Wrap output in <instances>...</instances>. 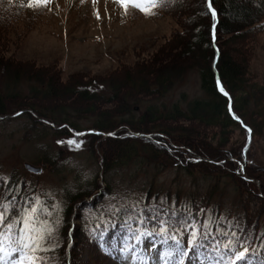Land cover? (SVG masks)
Listing matches in <instances>:
<instances>
[{
    "label": "rangeland",
    "instance_id": "rangeland-1",
    "mask_svg": "<svg viewBox=\"0 0 264 264\" xmlns=\"http://www.w3.org/2000/svg\"><path fill=\"white\" fill-rule=\"evenodd\" d=\"M7 1L8 6L22 8L29 17L25 16V12L22 11L17 14V19L6 23L1 20L0 27H9L7 33L15 32L13 36L9 35L10 48L7 47L3 55H7L8 58L34 60L45 66L56 63L58 68H61L60 73L63 81L67 79L70 84H73L66 85L63 82L62 85L66 86V90L59 100L45 95L35 97L30 92L32 85L27 82V77L24 82L22 80L15 82V75L12 71L14 66H11L10 71L5 73L2 79L0 76V84L8 82L9 85L14 84V87L20 85L16 88L17 90L10 86L9 91L5 92H9L11 95H14L15 92L23 97L20 100L11 98L7 102L23 100V102L34 104L39 103L40 99L52 102L53 104L50 106L38 104V107L27 108L55 117L57 120H53L58 126L62 127L64 123H68V125L71 123L82 132L97 131L101 136L106 135L111 138L107 142L93 144L90 137H80L84 141L83 148L79 151L75 149L69 151L66 145H60L57 141H67L74 138L73 135L62 136L54 129L38 126L37 124L40 123L35 122L34 118L29 115L0 119V187L8 184L11 179H15L18 186L23 185L27 197L32 196L33 193L41 196L44 193L53 194L52 199L49 200L50 205L55 201L63 200L61 219L64 224L66 221L65 212L69 207H74L71 236L68 240L66 235H63V223L61 225V234L65 239V241L64 239L61 241L63 245L59 252L61 259L67 247L69 251L67 264H121L119 260L113 259V256L117 255L115 251L111 256L106 254L104 245H111L115 242L118 246L123 241L127 232L126 226L122 227L124 218L122 216L109 218L105 213L108 212L109 203H115L112 200L114 195L129 193V200H146L149 186H153L154 193H161V198H168L166 207L175 201L181 209L191 207L193 215L198 214V218L202 221L206 220L208 216H211L214 222L217 217H224L244 226L245 231L253 236L264 233V228L259 232L260 227H258V224L264 226V203L258 201L257 198L249 197L252 204L247 205L244 210L237 208L241 207V204L238 206V203L247 200L248 195H240L238 181H233L229 178L227 171H223L230 166L225 163L229 152H233L234 154L230 155L236 157L240 150L244 151V163H240L243 170L239 175L241 176L242 172L244 174L246 171L255 173L258 175L257 182L264 185V178L260 173L264 172V29L259 32L250 30L240 34L241 38L231 40V35L226 34L219 25L215 44L217 50L209 49L208 65L205 66L204 62L200 61L194 67L195 65L190 63H194V61H190L185 66L186 70H183V67L172 72L170 67L166 68L168 67L165 64L167 59L161 55L169 48L172 53H176L177 47H175L174 41L178 37L183 38V24L190 20L187 11L177 14L174 10L169 12L159 9L151 15H145L134 9L125 11L117 3V0H50L45 7L39 9H29L27 7L28 0ZM235 1L252 11L258 8V0ZM194 9L195 12H201L196 5H194ZM219 18L221 20V16ZM197 19V22L193 21L194 29L198 24L203 25L200 15ZM239 24L238 20H234L231 30L244 27ZM247 41L253 44L250 46L251 51L241 57L239 48L245 46ZM215 51L220 53L218 61L217 59L215 61L216 66L213 65V52ZM228 58L237 61L235 63L241 67L245 74L241 77L246 84L244 87L233 85L229 80L224 81L220 78L232 100V108L229 111L238 117L240 124L228 128L224 123L210 126L209 122H213L218 117H216V112L210 111L205 107V104H202L212 102V97L209 95H214L208 94L202 87L201 70L204 67H210L212 74L218 76L217 70L219 73L222 71L220 70L222 64ZM172 59V57L168 59L171 64H173ZM140 60L147 61L148 65L154 63L152 65L155 67L162 66L163 69L170 70V80L164 84L166 90L163 88L161 95L151 93V84L146 76L138 75L141 79L138 83H140V88L143 87L142 90L137 88L138 83L132 86L128 81V73L132 71L129 64ZM157 60H161V64L156 65ZM241 60L245 62L242 63ZM120 65L121 67L118 68ZM114 72L117 74L113 78L111 74ZM136 79L138 78L132 76V80L136 81ZM87 86H90L88 90L95 97L89 99L88 104L84 102L86 99L82 100L79 94V92L84 93L83 87ZM120 86H123L125 93L130 92V96L126 98L127 102H124L125 105L128 103V109L120 112L121 102L116 103V100L111 104L96 98L97 95L114 96L119 94ZM74 89L79 90L77 93H72ZM240 98H243L245 103L243 107H240V110H236L233 107V102L236 99L237 105H240L238 103ZM197 103L201 104L199 111L196 110ZM130 107H139L140 112L133 113L129 110ZM173 107L182 111L183 114L178 115L179 113L170 112ZM217 111L223 113L220 109ZM145 112L151 117L148 116L143 120L144 122L140 121ZM184 112L188 114L186 115ZM116 117H123L127 120V125H122L125 132L119 130L114 132L112 127L109 130L100 128V126L94 127L99 122V118L111 123L117 121ZM58 119L62 120V124H58ZM135 124L148 127L153 125L158 128V133L148 130V133H155L150 138L156 141V145L164 147L170 152H182L183 155L177 156L180 160L186 158L190 161L197 159L202 161L199 158L206 159V163L211 169H202L212 170V172L203 174L196 171L189 175L176 167L178 159L175 156L176 160L168 159L169 164L160 170L151 167L148 165L149 163L140 164V161H137L129 167L112 168L108 173H105V170L103 171L99 167L90 149L96 153H99L100 149H106L107 146L112 149L116 141L125 140L131 134L137 133ZM35 126L38 127L35 128ZM164 130H167L168 133L164 134ZM108 133L115 135H108ZM176 140L188 148L176 145L175 143H178ZM150 150L152 149L146 145L142 152L143 155H149ZM199 151L206 152V155ZM62 152L65 156L64 161L52 164L55 157L63 155ZM69 160L72 163H67ZM44 162L54 166L45 168ZM25 163L44 168L43 173L35 175L28 172L24 166ZM238 169L241 170L240 167ZM85 173L88 174L87 180L84 179ZM93 185L96 189L91 187ZM99 185L102 188L97 190ZM85 189L94 192L93 197L86 201L91 202L88 206L83 203L76 205L71 201ZM210 192L213 197L211 203L205 207L203 198ZM94 200L96 201L93 204ZM233 200L237 207L234 206ZM222 201L224 202L221 203ZM155 202L152 199L149 201V203ZM201 208L207 211L201 213L199 212ZM96 224L101 225L98 230L95 229ZM88 231L92 233L105 232L104 236L98 240L100 245L88 243V239L84 237ZM258 245L259 241H254L253 246L258 247ZM260 258L259 256L252 257V264H259Z\"/></svg>",
    "mask_w": 264,
    "mask_h": 264
},
{
    "label": "trees",
    "instance_id": "trees-1",
    "mask_svg": "<svg viewBox=\"0 0 264 264\" xmlns=\"http://www.w3.org/2000/svg\"><path fill=\"white\" fill-rule=\"evenodd\" d=\"M199 1L186 0V3L183 6L170 3L169 7H168L169 9H167L169 12L174 10V12H176L177 14H180L182 11H184V12L187 11L188 18L190 19L189 22H186L183 24V29H182V31L184 32L183 38L178 37L174 41V43L176 45L175 47H177V50H175L176 53H172V50L170 48H169L170 50L167 49V51L162 52L161 56L164 59H167V61H165L166 62L165 64L168 67H166V66L165 67L166 68L170 67L172 72H175L177 70V68L181 69L183 67H184L183 70H186L187 67L185 68V66H186V64H189L190 61H194V63L190 62L191 64L195 65L194 67H196V64H198L197 62H200V61H203L205 66H207L208 60L210 57L209 49L213 50V48H214V50H217L215 44H216V40H217V33H218V26L219 25L222 27L223 31L226 34L231 35V40L241 38L240 34L249 32L250 30H253L254 32H256V31L259 32L260 30L264 29V24H263V22H264V0H258V4H257L258 8L255 11H252L245 6H241V5L237 4L235 0H215L214 7L218 10L219 16H221V20L219 18L218 22L216 23L215 38H213V27H212L213 21H212L210 15L204 14V9H206V2H205V0H201L200 2ZM7 3H8L7 0H0V22L2 20V22L6 23L10 20L12 21L14 19H17L18 13H20L22 11L25 12V10H22V8L15 7L12 4H11L12 6H8ZM194 5H196L197 8L201 10V12H199V13L195 12ZM25 14H26V12H25ZM25 14H19V15L23 16ZM27 15L28 14H26L25 16H27ZM198 15H200V17H202L203 20L201 19V21H203V25L198 24V26H196L194 29L195 23L193 21H196V22L198 21V19H197ZM28 17H29V15H28ZM234 20H238L240 22L239 25H243L244 27L242 26L243 28H237V30H231V27L233 26ZM239 27H241V26H239ZM8 28L9 27H7V28L0 27V38H1L0 40H2L0 42V43H2L0 45V52H1V54H0V76H1V79L5 75V73H8L10 71L11 66H14V69L12 71H13V75H15V79H16L15 82H20L21 80H22V82H24L25 78L27 77L26 78L27 82L31 83V85H32L30 87V89H31L30 92H31V94H34L35 97L39 96V95H45L46 97L51 96L52 98L54 97L55 100H59V98L64 95V92H65L64 90H66V88H65L66 86L65 85L63 86L62 84H64V83L66 85L67 84L73 85V84H70V82H68L69 80H67V79L65 81H63V78L61 77V73H60L61 68L59 69L58 66L56 65V63H52L49 66H45L44 64L38 63L37 61H34V60H23V59H17V58H12V57L8 58L7 55H6L7 57L4 56L3 54L5 52V49L7 47L10 48L9 47L10 46V38H9L10 36L9 35L12 34V36H13V33L15 34V32H10V33L8 32L7 33ZM2 37H3V39H2ZM5 37L7 40L4 39ZM252 45L253 44L251 42L247 41V44L245 46H242V48H239L241 57L246 56L247 53L251 51L250 46H252ZM232 52L234 53V51H232ZM213 55H214L213 65L216 66L215 61H216V59L218 61L220 53L218 51H215V52H213ZM171 57L174 59V62L172 59L173 64H171L170 63L171 61L168 60V59H171ZM146 62L147 61L140 60L134 64H129L130 68H132V71H129V73H128V81L132 84V86H135L136 83L141 81L139 76H142V77L146 76V78H149L148 82H150V84H151V86H150L151 87V89H150L151 93L153 92L154 94L161 95L162 89L165 88L164 84L170 80V74L169 73H171V72H169L170 70L168 71V70L163 69L162 66L155 67L154 65H152L154 63L148 65ZM235 62H237V61H234L233 58H228L225 62H223L222 67L220 69L222 71L219 73V71L217 70L218 76H214L212 74V69L210 67L209 68L204 67V69L201 70L199 68V65H197L198 69L201 70V73L203 75V79H202L203 86L202 87L205 89V91L208 94L211 93L212 95H214V96L209 95L210 97H212V100H213L212 102L202 103V104H205V107L210 109V111H212V112L214 111V113L216 112V117H218L213 122H209L210 124H208V125H210V126H217L220 123H224L227 126V127L226 126L225 127L228 128V127H236L240 124V120H236L237 116L235 114H231L229 111V105H230L229 95L225 96L224 94L220 93L219 88H218V81H220L222 83L223 88L225 87L222 80H220V78L223 79L224 81L229 80L233 85L237 84L238 86L242 85L243 87L246 85V84H244V82H245L244 79L242 80V78H241L242 76L245 75L244 71ZM238 62H239V60H238ZM243 62H245V61L243 60L242 63ZM156 63H157L156 65L161 64V60H157ZM45 67H47V68H45ZM120 67H121V65L118 68H120ZM163 71H166L167 73H164ZM116 74L117 73L114 72L111 74V76L114 78ZM118 74H119V72H118ZM132 76L134 78L137 77L138 79H136V81H134V80H132ZM216 79H217V81H216ZM29 81H31V82H29ZM1 83H3V82H1ZM111 83H112V81H111ZM117 83H118V81H117ZM77 85H80V84L77 83ZM10 86L14 87V84L9 85L8 82L6 84H0V115L5 116V115H12V114H15L18 112H24L23 115H29L32 118H34L35 122L40 123V124H37L38 126L39 125L45 126L50 130L54 129L56 131V133H58L62 136L65 134H66V136H72L75 131L76 132H82V130L77 128L74 124L69 123V125H68V123H66V124L64 123L65 125L63 124L61 127L60 124H62V120L58 119L59 120L58 124L60 125V126H58L56 124V122L54 121V120H57V119H55V117L49 116L48 114L37 112V111H35V109H28L27 108V107H31V108L38 107V104L50 106L53 104L52 102L41 101L42 99L38 100L39 103H34V104H32V102H23V100L17 101V102H7V100H11V98L12 99L18 98V100H20L23 97V95H18L15 92H14V95L9 94V92H5L6 90L9 91ZM18 86H20V85H16V87H14L15 90H17L16 88H18ZM89 87L88 86L83 87L84 93L79 92L82 100L86 99L84 102H87V101L89 102L90 101L89 99L95 98L93 94L91 95L90 90H88ZM137 88H139L140 90L143 89V87L140 88V83H138ZM119 89H120L119 91H121V92L119 94H115L114 96L113 95L111 96L109 94L106 96L97 95L98 97H96V98L101 99L100 101H107L108 103H111V104H112V102L114 103L116 100H117L116 103L121 102L120 106L122 108L120 109V112H122V111H124V109L126 110L129 108L128 103L126 105H125V103L127 102L126 98L130 96L129 95L130 92L128 91L127 93H125V91L123 90V86H120ZM78 90L79 89H74V90H72V93H74V92L77 93ZM164 90H166V88ZM224 90L226 91V88H224ZM111 94H112V91H111ZM120 94L122 95V97ZM119 95H120V98L118 97ZM88 102H87V104H88ZM238 103H240V105L239 104L237 105L236 99H234V102H233L234 106L233 107H235L236 110H240V107H243V105L245 103L244 99L240 98V101L238 99ZM200 106H201L200 103L196 104V108H197L196 110L197 111H199L201 109ZM218 109L222 110L223 113H220V111H217ZM129 110L133 113L140 112L139 107H137V108L133 107ZM172 111L174 114H176V113H179L178 115L183 114L182 111L177 110V108H175V107L170 109V112H172ZM206 112H209V111H206ZM151 113L153 114L154 112H151ZM185 114L187 115L188 113H185ZM148 116L151 117L150 114H148L146 112L143 113L142 117L140 118V121L145 120ZM38 118L44 119L46 122H48V124L38 120ZM178 118H179V116H178ZM115 119L117 120L116 122L113 121L111 123H107V121H105V119L99 118V122L97 123V125H94V127L100 126V128H104L107 130L111 129V127H112V131H114V132L116 130H119L120 132H125L124 131L125 128H122L123 127L122 125H127L126 124L127 120L123 117H121V118L116 117ZM129 121H131V120H129ZM51 124L55 125L57 127L54 128L53 126H51ZM38 126H35V128ZM135 126H136L135 127L136 131H135V129H134V131L137 133L131 134L125 140L116 141V143H115L114 147H112V149H111V147L107 146L106 149H102V150L100 149L99 153L98 152L96 153L95 151L90 149L92 155L96 158V161L98 162L99 167H101L103 171L105 170V173L106 172L108 173V171H110L112 168L116 169L118 167H121V168L129 167L130 165L135 164L137 161H140V164L145 163V162L147 164L149 163L148 165H150L151 167H153L157 170H160L166 164H169L167 161L168 159L170 161L171 160L174 161L175 156L180 157V154L183 155V153L179 152V151L178 152H172V151L170 152L168 149H165L164 147L161 148L160 146L155 144L156 143L155 140H151L150 137H153L155 135V133H152V134L148 133V130H154V131H156V133H158V131H159L158 128L154 127L153 125H151V127H148V126H139V125L135 124ZM165 133L166 134L168 133L167 130H164V134ZM87 136L92 139L91 141L93 142V144L107 142L108 140L111 139V138H108L106 135L101 136L99 133L93 134V135H87ZM212 136L215 137L214 135H212ZM177 142L178 143H175L176 145H182V148L187 147V146H184V144L181 143L180 141H177ZM249 142H250V140H249ZM247 143H248V141H247ZM146 145L148 146V148L150 147L152 149V150H150L149 155H143V153H142V152H144ZM187 145L189 146V144H187ZM142 146H144V147H142ZM155 148H157V149L154 150ZM199 152L206 155V152H204V151H199ZM63 153L64 152H62V154ZM230 154H234V153L229 152V155H227V157L225 158L226 159L225 163L229 164L230 166L227 167L226 170L224 169L223 171L224 172L227 171L226 173L228 174L230 179H233V181H238L237 182V184L239 185L238 186L239 187L238 193L240 195H243V194L248 195L247 200H244L243 202L238 203V206H239V204H241V207H237V205L235 204V201L233 200L234 206L244 210L247 205L252 204L251 198H257L258 201H261L262 203H264V185L261 184L259 181H258L259 183L257 182L256 179L258 178V175L256 174L257 175L256 176L255 173H248L246 170H245L246 172L244 174L242 172L244 177L239 175L241 170L238 168L240 167L239 165L241 162L244 163L245 152L240 150L239 154L236 155V157L233 155H230ZM167 157H170V158H167ZM64 158H65L64 154L61 156L55 157V160L53 161L52 164L61 163L62 161H64ZM177 159L178 160L175 159L178 162L176 164V167H179L181 170H184L189 175L196 173V171H198V173H203V174H206V172H212V170L205 171L204 169H202V168L211 169V167L208 166V164L206 163L207 162L206 159L199 158V160H202V161H198V159L196 161H190L186 158L183 160H180V158H178V157H177ZM38 162H40V161H38ZM44 163H45V168H51L52 166H54V165H50L48 162H44ZM210 163H212V162H210ZM42 164H43V162H42ZM140 164H139V166H140ZM101 168H99V169L101 170ZM217 169H219V168L217 167ZM260 173H262L261 175L264 178V174H263L264 172L262 171ZM246 178H248L250 180H247ZM10 181H11V184L8 183L6 185H3L2 188L0 187V203L3 202L4 197L15 196L18 205H22L23 204L22 198L27 197V195L24 191L23 185L21 184L18 186L17 181L15 179H11ZM91 187H95V186L93 185ZM100 188H102L100 185L97 186V190ZM152 188H153V186H149V188L146 192V201L147 202H149L153 197H156V198L162 197L161 193H154V190H153L154 188L153 189ZM95 189H96V187H95ZM107 189L109 190V187H107ZM97 190L95 191V193L97 192ZM79 193L80 194L76 197V199L75 198L71 199V201L75 202L76 205H79L80 203H83V204L87 203L88 204V202H86L87 199L90 197H93V195H94V192H90L86 189L80 191ZM70 197H72V196H70ZM212 197H213V195L211 192L207 193V195L204 196L203 204L205 207H207L211 203ZM249 197H251V198H249ZM165 200L168 201V198H165ZM95 201L96 200H94L93 204L95 203ZM224 201H222L221 203H223ZM165 205H168L167 202ZM176 205L178 207V204H176ZM189 209L192 211L191 207H189ZM74 213H75L74 207H69L68 210L65 212L66 221H65V224L63 223V226H64L63 235L64 236L66 235L67 240L69 238V236H67V233L69 232V230L72 229V218L74 216ZM77 217L80 218L81 216H77ZM263 222H264V217H263ZM258 227H260L259 232H260V230H262L264 228L263 224H258ZM66 230H67V232H66ZM93 233L91 231H88V233L84 235L85 239H88V243L92 244V245H94L93 241H91V237H93ZM99 233H101V232H99ZM64 241H65V239H64ZM68 253H69V251H68V248L66 247V249L64 251V255H63L64 257L62 256V259L59 257L64 262V264H67Z\"/></svg>",
    "mask_w": 264,
    "mask_h": 264
},
{
    "label": "snow or ice",
    "instance_id": "snow-or-ice-1",
    "mask_svg": "<svg viewBox=\"0 0 264 264\" xmlns=\"http://www.w3.org/2000/svg\"><path fill=\"white\" fill-rule=\"evenodd\" d=\"M49 2L28 0L27 7L39 9ZM205 2L204 14L210 15L213 21L215 38L219 12L214 7L215 0ZM117 3L125 11L134 9L151 15L158 9L167 10L170 3L183 6L186 0H117ZM220 91L228 96L222 86ZM83 135L75 132L74 138L57 143L66 145L69 151H79L83 148L84 141L80 139ZM84 179H88L87 173ZM52 195L33 193L22 198V205H18L15 196L4 197L0 203V264H64L59 258L64 239L61 234L63 200L50 205ZM129 195H114L115 203L110 202L105 213L109 218H124L122 227L126 226L127 232L123 241L118 246L115 242L104 245L106 254L111 256L115 251L117 255L113 259L121 264H252L254 256L261 257L259 264H264V233L253 236L244 226L224 217H217L214 222L208 216L202 221L189 208L177 207L175 201L166 207L163 198L153 197L156 202L149 203L129 200ZM206 211L199 209L201 213ZM100 227L95 225L97 230ZM67 236H71V230ZM256 240L258 247L253 246Z\"/></svg>",
    "mask_w": 264,
    "mask_h": 264
},
{
    "label": "water",
    "instance_id": "water-1",
    "mask_svg": "<svg viewBox=\"0 0 264 264\" xmlns=\"http://www.w3.org/2000/svg\"><path fill=\"white\" fill-rule=\"evenodd\" d=\"M17 116L16 114L13 115V116H10V117H15ZM2 119L5 118V117H1ZM88 133V132H87ZM87 133H83L84 135L87 134ZM93 133V132H91ZM25 168L28 172H31L32 174H35V175H41L43 173V168L42 167H37V166H34L32 164H29V163H25Z\"/></svg>",
    "mask_w": 264,
    "mask_h": 264
}]
</instances>
